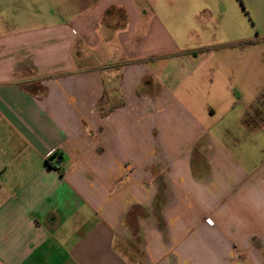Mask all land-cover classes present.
Instances as JSON below:
<instances>
[{
  "label": "crops",
  "instance_id": "1",
  "mask_svg": "<svg viewBox=\"0 0 264 264\" xmlns=\"http://www.w3.org/2000/svg\"><path fill=\"white\" fill-rule=\"evenodd\" d=\"M82 1L0 0V264H264V39L218 0Z\"/></svg>",
  "mask_w": 264,
  "mask_h": 264
},
{
  "label": "rangeland",
  "instance_id": "2",
  "mask_svg": "<svg viewBox=\"0 0 264 264\" xmlns=\"http://www.w3.org/2000/svg\"><path fill=\"white\" fill-rule=\"evenodd\" d=\"M81 3L84 1L80 0ZM222 2H227L236 7V11L239 12L242 16V22L236 20L235 23L229 25L220 26L222 29L220 31H215V33H220L221 35H225V37H233L234 35H250L253 38L256 36L264 39V0H218ZM8 2V0H7ZM24 6L22 8L16 7L15 4H10L11 8L9 11H13V9L18 8V14L16 12H12V15H16V22L19 24H23L25 16L32 17L33 22L37 19H41L43 23L51 22L54 18L51 15L54 7L58 6L60 10V15L62 17H67L65 4L68 0H23ZM6 4V0H2V4ZM6 8L3 7V11ZM38 9V11H37ZM29 21V20H28ZM30 24V23H29ZM215 27V26H214Z\"/></svg>",
  "mask_w": 264,
  "mask_h": 264
},
{
  "label": "built area",
  "instance_id": "3",
  "mask_svg": "<svg viewBox=\"0 0 264 264\" xmlns=\"http://www.w3.org/2000/svg\"><path fill=\"white\" fill-rule=\"evenodd\" d=\"M60 164H61V159L60 158H56L55 159V167L59 168Z\"/></svg>",
  "mask_w": 264,
  "mask_h": 264
}]
</instances>
